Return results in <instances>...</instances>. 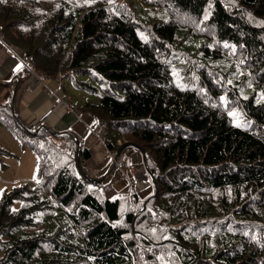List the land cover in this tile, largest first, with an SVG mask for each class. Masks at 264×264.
<instances>
[{
    "label": "trees",
    "instance_id": "16d2710c",
    "mask_svg": "<svg viewBox=\"0 0 264 264\" xmlns=\"http://www.w3.org/2000/svg\"><path fill=\"white\" fill-rule=\"evenodd\" d=\"M51 2L0 0L2 40L31 57L28 76L104 85L78 110L108 151L143 149L152 191L91 181L86 147L83 173L72 135L0 103L34 157L0 193V264H264V0Z\"/></svg>",
    "mask_w": 264,
    "mask_h": 264
},
{
    "label": "crops",
    "instance_id": "0c3cea01",
    "mask_svg": "<svg viewBox=\"0 0 264 264\" xmlns=\"http://www.w3.org/2000/svg\"><path fill=\"white\" fill-rule=\"evenodd\" d=\"M23 55L0 38V103L12 101L20 123L26 128L44 127L55 134L67 132L77 137L80 145L90 153L89 161L83 166L93 177L104 178L122 194H127L133 183L140 197L148 196L152 191L151 177L138 147L130 143L122 146L120 155L124 166L115 168L102 141V131L87 113L78 110L84 102L70 101L64 92L62 77L58 79L57 74L55 77L28 76L21 63ZM33 158L28 156L27 173ZM10 164H4V167ZM3 183L0 181V185H5ZM18 183L9 182L8 188ZM8 188L3 186L2 190Z\"/></svg>",
    "mask_w": 264,
    "mask_h": 264
},
{
    "label": "rangeland",
    "instance_id": "374dc122",
    "mask_svg": "<svg viewBox=\"0 0 264 264\" xmlns=\"http://www.w3.org/2000/svg\"><path fill=\"white\" fill-rule=\"evenodd\" d=\"M51 4L55 3V0H51ZM132 1L136 3V0H119V2ZM50 2V1H48ZM46 7V4L43 6ZM196 40L195 42H197ZM30 74L39 75L37 71H32ZM79 82L80 85H84V82H89L92 85V90H86L79 88L75 85V82ZM62 84L64 92L68 95L70 101L73 102H91L97 103L100 97L103 95V84L95 80L92 75H81L75 73L71 76H62ZM97 86V87H96ZM125 144V143H124ZM0 145L4 147L9 154L0 156V181H3L5 185H0V191L2 187H9V182L18 183L20 180H29L32 178L34 158L32 159L31 170L27 173L28 156L33 157L32 153L27 147L21 148L13 135L3 126L0 125ZM107 150V149H106ZM13 159V160H12ZM12 160V161H11ZM11 164L8 167H3L1 164ZM17 166V169H16ZM88 175H90L88 173ZM1 193V192H0Z\"/></svg>",
    "mask_w": 264,
    "mask_h": 264
},
{
    "label": "built area",
    "instance_id": "2783aa9c",
    "mask_svg": "<svg viewBox=\"0 0 264 264\" xmlns=\"http://www.w3.org/2000/svg\"><path fill=\"white\" fill-rule=\"evenodd\" d=\"M0 38H1V34H0ZM21 63L24 67H27V68H30V63H31V57L30 56H24L22 59H21ZM57 78L61 79V73H57ZM113 166L117 169H121L123 168L124 166V161L121 157V153L120 154H117V151H113V152H110V151H106Z\"/></svg>",
    "mask_w": 264,
    "mask_h": 264
},
{
    "label": "water",
    "instance_id": "95a60500",
    "mask_svg": "<svg viewBox=\"0 0 264 264\" xmlns=\"http://www.w3.org/2000/svg\"><path fill=\"white\" fill-rule=\"evenodd\" d=\"M49 131L52 132L51 130H49ZM75 141H76V144H77V163H78L79 169L83 172V170H82V168H81V166H80V163H79V148H80V143H79L77 137H75ZM128 143H129V142H128ZM126 144H127V143L122 144V145L120 146V148L117 150V154H120V153H121L122 146H124V145H126ZM130 144H132V145L138 147V149L140 150L141 154L143 155L144 151H143V149H142L140 146H138V145H136V144H133V143H130ZM143 157H144V156H143ZM83 173H84V172H83ZM88 179H90V178L88 177ZM90 180L93 181V182H95V183H99V182L102 181V178H99V179H93V178H92V179H90Z\"/></svg>",
    "mask_w": 264,
    "mask_h": 264
},
{
    "label": "bare ground",
    "instance_id": "6f19581e",
    "mask_svg": "<svg viewBox=\"0 0 264 264\" xmlns=\"http://www.w3.org/2000/svg\"><path fill=\"white\" fill-rule=\"evenodd\" d=\"M242 9H243V8H242ZM243 10H244V9H243ZM236 12H237V11H236ZM239 13H240V12H239ZM218 44H219V43H218ZM232 46H233V45H232ZM218 48H219V47H218ZM233 48H234V47H233ZM230 50H231V49H230ZM196 51H197V50H196ZM194 52H195V51H194ZM229 52H230V51H229ZM224 54H225V53H224ZM232 54H233V53H232ZM200 56H201V55H200ZM229 56H230V55H229ZM232 56H233V55H232ZM220 57H221V56H220ZM236 57H237V56H236ZM216 58H217V57H216ZM194 59H195V58H194ZM194 59H193V60H194ZM196 59H197V58H196ZM196 59H195V60H196ZM203 59H204V58H203ZM218 59H219V58H218ZM195 60H194V61H195ZM220 60H221V59H220ZM222 60H223V58H222ZM222 60H221V62H222ZM231 60H232V58H231ZM201 61H202V60H201ZM210 61H211V60H210ZM215 62H216V60H215ZM224 62H225V61H224ZM232 62H233V60H232ZM234 62H235V60H234ZM197 63H198V62H197ZM204 63H205V61H204ZM207 63H208V62H207ZM210 63H211V62H210ZM212 63H214V62H212ZM227 63H229V62H227ZM227 63H226V64H227ZM199 64H200V63H199ZM202 64H203V63H202ZM222 64H223V63H222ZM232 64H233V63H232ZM240 64H241V63H240ZM215 65H216V63H215ZM217 65H218V64H217ZM217 65H216V67H217ZM227 65H228V64H227ZM218 66H222V65L220 64V65H218ZM223 66H224V65H223ZM231 66H232V65H231ZM233 66H234V65H233ZM235 66H236V65H235ZM193 67H194V66H193ZM211 68H212V67H211ZM214 68H215V67H214ZM221 68H222V67H221ZM221 68H220V69H221ZM223 68H224V67H223ZM229 68H230V67H229ZM235 68H237V67H235ZM241 68H242V67H241ZM192 70H193V68H192ZM216 70H217V69H216ZM222 70H223V69H222ZM226 70H227V69H226ZM237 70H238V69H237ZM237 70H235V71H237ZM193 71H194V70H193ZM210 72H212V71H210ZM222 72H223V71H222ZM225 72H226V71H225ZM218 73H219V72H218ZM223 73H224V72H223ZM233 73H234V72H233ZM224 74H225V73H224ZM224 74H223V75H224ZM230 74H231V73H230ZM216 75H217V74H216ZM228 75H229V74H228ZM234 75H235V73H234ZM201 80H202V79H201ZM212 81H213V80H212ZM214 81H215V79H214ZM91 86H92V85H91ZM96 87H97V86H96ZM239 113H240V112H239ZM232 120H233V119H232Z\"/></svg>",
    "mask_w": 264,
    "mask_h": 264
}]
</instances>
